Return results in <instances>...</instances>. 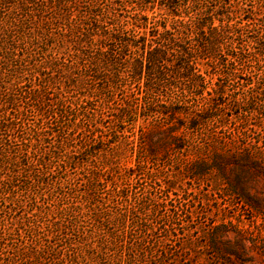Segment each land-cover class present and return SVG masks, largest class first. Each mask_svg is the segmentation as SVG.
<instances>
[{
    "label": "rangeland",
    "instance_id": "rangeland-1",
    "mask_svg": "<svg viewBox=\"0 0 264 264\" xmlns=\"http://www.w3.org/2000/svg\"><path fill=\"white\" fill-rule=\"evenodd\" d=\"M41 1H0V264H264V217L232 190L242 182L264 203V0H216L236 30L218 39L219 63L196 66L195 84L177 66L161 80L121 66L117 82L42 66L31 33L60 27ZM111 1L112 19L132 13ZM198 2L179 0V13L197 16ZM57 56L69 59L64 47ZM124 102L134 113L118 117ZM172 102L217 108L177 132L181 148L160 129L158 107ZM247 159L260 168L251 178Z\"/></svg>",
    "mask_w": 264,
    "mask_h": 264
},
{
    "label": "trees",
    "instance_id": "trees-1",
    "mask_svg": "<svg viewBox=\"0 0 264 264\" xmlns=\"http://www.w3.org/2000/svg\"><path fill=\"white\" fill-rule=\"evenodd\" d=\"M31 1L20 0V7H27ZM97 1L87 0L89 5L84 10L76 8L79 0L41 1L43 7L52 9L54 23L60 27L57 36L52 34L51 28L36 34L31 33L37 54L42 58L45 56L42 66H88L90 72L100 70L99 74L102 72L109 74L112 82L119 81L121 66H131L130 75L133 77L144 73L147 77L152 75L158 80L164 76L162 66H177L178 75L188 78L191 84H195L196 80L201 82L204 79L196 66H200L201 61L208 58H212L216 64L219 63L218 39L224 37L228 31L236 30V25L230 23L229 16L223 18L222 6L217 5L220 3L216 0L209 1L211 3L209 5L203 0L196 3L193 8L198 15L195 17L188 16L187 12L182 15L179 13V0H122L120 7L127 3L132 11L123 21L118 18L112 19L118 7L114 6L111 0H104L107 3L106 8H100L99 11L97 6L100 5H97ZM73 10H76L77 14L72 18ZM105 18L113 20L111 28L107 27ZM215 18L219 21L218 25L213 24ZM14 26L17 32L22 31V25ZM3 35L12 43L11 49H14L15 40H12L14 37L11 33L5 30ZM65 37L68 38L67 41ZM66 42L70 45L66 46ZM260 44L264 45L263 42ZM61 47L66 50L69 58L67 61L57 56ZM213 92L216 97L219 96L218 89H213ZM146 109H150V106ZM216 109L215 104H211L208 110H195L190 114L182 104L172 102L159 105L158 112L164 115L169 123L166 127L160 128L161 133H166L164 139L181 148L183 139L177 132L181 128L198 126L200 121L209 117V113L213 115ZM132 113H134L132 107L128 102H124L116 115L130 116ZM185 119H188L187 123ZM248 161L247 159L246 165L249 171L245 173L251 178L255 170L258 172L260 168L256 163L250 166ZM241 183L232 188L234 193L243 199L245 204H256L254 209L261 212L264 217V203L248 194ZM259 247L263 249L261 244L257 247L260 251Z\"/></svg>",
    "mask_w": 264,
    "mask_h": 264
}]
</instances>
